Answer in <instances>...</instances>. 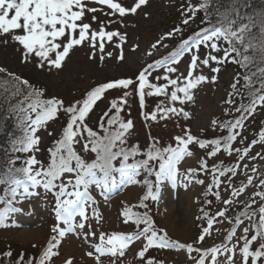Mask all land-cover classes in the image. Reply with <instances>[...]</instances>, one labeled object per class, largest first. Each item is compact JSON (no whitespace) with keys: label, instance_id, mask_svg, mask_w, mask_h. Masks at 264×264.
<instances>
[{"label":"snow or ice","instance_id":"obj_1","mask_svg":"<svg viewBox=\"0 0 264 264\" xmlns=\"http://www.w3.org/2000/svg\"><path fill=\"white\" fill-rule=\"evenodd\" d=\"M149 2L0 0V45L15 46L21 64L48 75L63 72L70 53L85 45L87 59L95 62L99 55L103 63L114 56L106 44L114 43L119 49L115 59L124 63L127 33L109 28L114 23L126 27L125 18ZM249 7L248 0H182L178 22L150 45L148 55L167 48L166 39L180 37L171 51L131 75L90 85L67 102L58 94L49 95L46 86L0 67V131L3 121L11 118L18 132L10 134V146L0 159V230L20 227L17 216L24 209L19 205L31 208L34 199L51 204L53 216L43 246L32 244L37 251L29 255L9 245L0 250V264H54L68 236L83 241L85 255L94 264H123L138 242L135 258L140 264H165L149 255L164 249L184 251L190 264H264V172L245 163L264 161V8L243 11ZM198 16L199 26L185 38L184 30ZM138 47L134 44L132 51ZM228 64L237 70L221 98L220 114L194 134L187 123L193 118L188 105H195L202 87L215 90ZM112 90H122V95L108 100L106 110L90 125L91 113ZM129 97L138 101L139 115L149 129L144 146L130 143L135 123L124 115L129 108L131 116ZM151 97L163 99L148 111ZM61 116L64 123L49 131L48 125ZM169 120L176 121L179 134L167 143L151 136L152 123ZM250 127L256 130L249 140ZM41 129L51 138L43 159L37 155L42 151ZM257 147L260 150L253 154ZM221 154L224 159L217 161ZM193 159L195 166L181 172ZM242 170L244 180L237 185ZM181 179L205 188V207L196 217L202 222L199 235L186 243L157 228L148 211H139L148 209L146 201L159 202L163 187L175 188ZM138 184L145 189L139 202L122 201L119 213L121 222L135 225V230L97 232L103 223L101 200L108 202L113 193ZM215 201L222 207L213 213ZM213 231L222 235L221 242L201 247ZM62 264H73V259Z\"/></svg>","mask_w":264,"mask_h":264},{"label":"rangeland","instance_id":"obj_2","mask_svg":"<svg viewBox=\"0 0 264 264\" xmlns=\"http://www.w3.org/2000/svg\"><path fill=\"white\" fill-rule=\"evenodd\" d=\"M130 2V0H129ZM182 0H150L147 7L140 9L135 15H128L124 24L114 23L109 30L119 29L122 33H127V43L124 45L125 61L120 63L115 59L119 54L113 44H106V50L114 53L113 58H106L103 63L99 61L97 55L95 62H90L87 59V45L74 49L67 60L64 71L57 74L53 72L52 75L38 72L31 65H23L19 60L18 52L15 46L0 45V66L6 68L10 72L22 75L28 78L32 83L39 86H46L48 94H58L64 98L65 101L79 98L80 93L87 89L90 85L97 82L104 81L106 78L119 77L121 75H131L137 69L158 59L165 55L174 44L179 43L180 37L166 39L165 44L167 48L159 47L157 50H152V55L149 56L150 45L165 31L170 30L174 23L178 22L177 8ZM95 6V5H93ZM107 11V9H105ZM149 13V17L145 18L144 13ZM101 19H104L101 13H97ZM90 18V17H89ZM197 20L184 30L189 31L198 24ZM87 22V21H86ZM138 44L136 51H132V46ZM184 63L180 64L183 69ZM236 71V66L228 64L220 73L219 84L215 86H204L196 94L195 105H188L189 110L193 113V118L187 123L190 125L194 134L198 133L200 128H206L209 125L210 119L220 114V102L224 96L225 90L228 88L229 82ZM155 75V73H154ZM122 95V90H112L107 93V98L99 102L94 111L91 113L89 124L94 125L97 118L106 110L108 100ZM163 97H151L147 100L148 111H151L155 104L162 100ZM129 106L131 116H128L129 108L125 109V117L132 118L135 123L133 135L138 138L141 144L146 145L149 136V129L145 127L144 121L141 119L139 113L140 108L138 101L133 97H129ZM64 123L63 116L55 123L48 125V130L58 129ZM183 120L180 124H184ZM254 127H250L246 135L249 140L253 138L255 132ZM180 128L176 126L175 120H169L161 123H152L150 134L158 137L162 143H167L170 137L179 134ZM38 135L41 137V153H38V158L43 159L46 156V146L51 143V138L43 129L39 130ZM209 135L211 133L209 132ZM259 147L254 149L259 151ZM202 153L197 152V156ZM223 157V154L217 158ZM235 158L233 157V160ZM212 161V160H211ZM245 163L255 164L260 172H264V161H245ZM189 166H195V160H188L182 167L181 172ZM251 174V173H249ZM200 179L205 177L200 176ZM244 180L243 170L241 175L236 178L237 185ZM258 182V181H257ZM143 186L138 184L135 186H128L125 189L112 194L108 202L101 200L100 211L103 215V223L97 227L99 231H124L131 232V223L125 225L120 219L121 202L134 203L141 194ZM204 187L192 183H186L182 179L178 182L177 187L172 188L165 185L162 189L159 202H151V209H144L148 211L153 217L155 223L165 228L169 236L179 242L192 241L199 234L200 228L198 225L197 208L201 201V194ZM249 188L248 192L251 193ZM246 197L242 196L243 200ZM99 200L100 198L97 197ZM24 211L17 216V221L21 225L18 228H10L8 230H0V250L6 249L11 245L15 251L25 250L29 255L35 253L37 249L31 247L32 244L43 246L50 235V226L53 223V216L51 214L52 205L45 204L42 200L34 199L32 207L28 204L19 205ZM222 207L219 201H215L213 211L215 212ZM233 211L229 212L232 215ZM89 215L91 213L89 212ZM95 226V224H94ZM217 227H221L217 225ZM224 227H227L226 225ZM222 235H218L215 231L211 237L201 244V247H209L214 243H220ZM141 247L138 242L129 251L124 258L123 264H139L140 262L135 258V252ZM88 250L87 246L81 239L68 236L60 247V258L54 261V264L62 263L64 259L71 257L73 264H94L93 260L85 255ZM149 255L155 256L165 261V264H190L187 255L184 251L177 249L151 250ZM107 264V262H106Z\"/></svg>","mask_w":264,"mask_h":264},{"label":"trees","instance_id":"obj_3","mask_svg":"<svg viewBox=\"0 0 264 264\" xmlns=\"http://www.w3.org/2000/svg\"><path fill=\"white\" fill-rule=\"evenodd\" d=\"M248 3L250 4V7L244 9L243 11H245V12H251V11H253V10H260L261 8H264V0H248ZM199 20H200V17H199ZM199 20H198V24H197L195 27H193V28L190 29L189 31H186L185 34H183L185 38H186L187 35L191 34L192 31H194V30L197 29V27L199 26ZM176 44H178V43H176ZM176 44H174V45L172 46V48H173ZM172 48H171L169 51H171ZM0 67H1V66H0ZM236 70H237V69H236ZM3 124H4L3 131H0V159L3 158L4 150L10 146V134H12V135H17V134H18L17 129H16V127H15V122H14L13 119L9 118V119L3 121ZM137 142H138L141 146H144V144H141L140 141L138 140V138H136V137L133 135V133H132V137H131V139H130V143H137ZM220 159H224V156L221 157V158H217V161L220 160ZM217 161H211V160H210L209 163L211 164V163H215V162H217ZM225 162L227 163L228 161H225ZM140 179L142 180L143 177H140ZM144 191H145V189L143 188V189H142V192H141L140 195H142V194L144 193ZM204 191H205V188L203 189L202 194H201V195H202V196H201V201L198 203V208H197V212H198V213H197V216L201 215L200 209H201L202 207H205V205L203 204V201H204V199H205V197H204ZM140 195H139V196H140ZM138 202H139V201H138V199H137L134 203H130V204H137ZM151 202H152V201H146V203H148V206H149L150 209H151ZM214 203H215V202H214ZM213 205H214V204H213ZM121 207H122V205H121ZM120 210H121V208H120ZM120 210H119V211H120ZM206 210H207V209H206ZM139 211H145V210H144V209H139ZM211 211L214 213V211H213V207H212ZM233 214H234V210H233V212H232V215H233ZM154 222H155V221H154ZM131 225H132V229L135 230V225H133V224H131ZM155 225L157 226V228H161V227H159L156 223H155ZM198 225H199V228H201L202 222L199 221V220H198ZM198 235H199V234H198ZM198 235H197V236H198ZM187 242H191V241H187ZM181 243H186V242H181ZM58 264H62V263H58ZM139 264H140V263H139Z\"/></svg>","mask_w":264,"mask_h":264}]
</instances>
